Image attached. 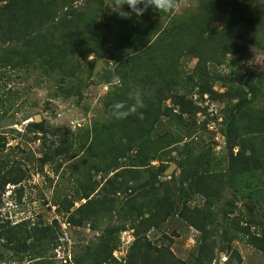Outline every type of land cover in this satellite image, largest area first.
I'll list each match as a JSON object with an SVG mask.
<instances>
[{
  "label": "rangeland",
  "instance_id": "374dc122",
  "mask_svg": "<svg viewBox=\"0 0 264 264\" xmlns=\"http://www.w3.org/2000/svg\"><path fill=\"white\" fill-rule=\"evenodd\" d=\"M112 3L0 27V264H264V0L127 18ZM125 55L144 107L142 83L166 86L152 123L103 104Z\"/></svg>",
  "mask_w": 264,
  "mask_h": 264
},
{
  "label": "trees",
  "instance_id": "16d2710c",
  "mask_svg": "<svg viewBox=\"0 0 264 264\" xmlns=\"http://www.w3.org/2000/svg\"><path fill=\"white\" fill-rule=\"evenodd\" d=\"M211 2L214 0H210ZM56 0H8L6 1L4 4L0 5V27L2 24H5L8 22V20L11 17H14L15 20L20 21V19L24 20L27 19L28 22L30 19L33 20H40L41 18H46V14H48L49 12H55V8H56V4H55ZM218 4H220L223 7V10H231V11H235L236 13H239L241 9H243L242 4L245 2V0H217ZM126 7H128V5H124ZM49 7V9H48ZM129 8V7H128ZM6 17V18H5ZM7 19V20H6ZM259 33V31H257L255 33V35H257ZM75 37L80 36L79 33H75L74 34ZM248 37V36H247ZM263 37V36H262ZM251 42H258V39L255 38L251 40ZM64 43V42H63ZM258 45V43H256ZM128 46V45H127ZM127 46H125V49L127 50ZM60 50V49H59ZM59 52V51H58ZM57 52V53H58ZM134 53V52H132ZM131 55V54H130ZM62 53L61 51L58 53V59L61 61L62 59ZM134 59V58H133ZM121 64L119 66V69L116 71V76L120 78V85L118 87H116L114 90H111L109 88V91L106 93L105 96V101H104V105L106 107V109L108 110V115L111 116V102L113 100V103L116 101H120V99H118V97H123L125 98V101H127L129 104H131L133 101L129 99V93L130 92H135L136 86L137 84L135 83L133 76L131 75L132 73V69H131V65H133L134 61L132 60V57H123L121 59ZM148 62H150V60H148ZM57 69L56 70H60L63 69L65 67V64L60 65L57 64ZM155 83H150L148 81H145L144 84L142 83L140 85V88L145 90L144 93V98H145V102L148 106L144 107L141 109V111L143 113V122H153L155 120V117L153 119H151V112L150 111V104H149V100L153 95L155 94V96L157 97L156 101L158 102V106L156 107V111L159 112V108H161L163 106V101L165 99H167L166 97V93H165V88L166 86L164 84H159L157 87L154 86ZM166 84L167 81H166ZM138 87V86H137ZM152 92V93H151ZM242 101H240L238 104L242 106ZM240 108V106H239ZM157 115V113L155 114ZM175 115V114H174ZM232 119H234V117H232ZM138 120V116L133 115V116H129L127 119L124 120H118L116 119V121L119 122V124H124V127H128L130 125H132V127L135 126V124L137 123ZM182 133V132H181ZM191 133V129H187V131H185L184 133H182L183 136H185L186 134H190ZM144 136V133H140L138 132V134L136 135V137H134V134L131 138H129V140L127 142H129L130 144L135 143V140L141 139ZM187 136V135H186ZM170 137L173 138L174 137V133L170 134ZM133 140V141H131ZM128 143V144H129ZM130 148V147H128ZM121 157L124 158L127 156V148L122 147L121 149ZM42 158V157H41ZM47 156H44L42 160H47ZM253 162V160H251ZM248 162V161H247ZM163 172H158V175H162ZM4 230L2 229L0 232V238L1 237H5L6 238V245L10 246L8 244V242L11 240L10 237V233H5L4 235ZM17 242L12 245L10 248H16L17 246H23V240L19 239L16 240ZM12 242V241H11ZM264 242V241H263ZM147 245L149 246V243H147ZM260 248H264V244L263 245H258ZM143 250H137L139 251L141 257H138V260L142 259L143 257L145 258H149L150 255H152L151 252L148 251V248L146 246H143L142 248ZM147 256V257H146ZM1 259V257H0ZM203 262L205 261L207 264H209V262L211 261V258L206 261L204 258H200ZM129 264H133L132 263V259L129 261ZM141 264V263H138ZM149 264V263H148ZM198 264H200L198 262ZM225 264H239V261L236 260H227V262Z\"/></svg>",
  "mask_w": 264,
  "mask_h": 264
},
{
  "label": "clouds",
  "instance_id": "9594fccd",
  "mask_svg": "<svg viewBox=\"0 0 264 264\" xmlns=\"http://www.w3.org/2000/svg\"><path fill=\"white\" fill-rule=\"evenodd\" d=\"M124 5H128L130 11L123 12ZM142 5V6H141ZM181 6V0H113V10L120 12L123 17H130L133 13L136 16H142L149 8L161 13L171 14L177 11ZM119 77L114 76L110 81V89L114 90L120 85ZM129 99L133 102L116 101L111 105V114L118 120L127 119L129 116L136 115L143 119V113L138 109L144 107L142 95L139 92H130Z\"/></svg>",
  "mask_w": 264,
  "mask_h": 264
},
{
  "label": "water",
  "instance_id": "95a60500",
  "mask_svg": "<svg viewBox=\"0 0 264 264\" xmlns=\"http://www.w3.org/2000/svg\"><path fill=\"white\" fill-rule=\"evenodd\" d=\"M100 61H101V58L100 57H96L95 66H94L93 72H92L93 75H95L96 72L101 68ZM33 119H34L33 121L37 122V121H39L41 119V115L40 114H35ZM175 167H176V163H171L165 170H163V174L164 175L172 174Z\"/></svg>",
  "mask_w": 264,
  "mask_h": 264
}]
</instances>
